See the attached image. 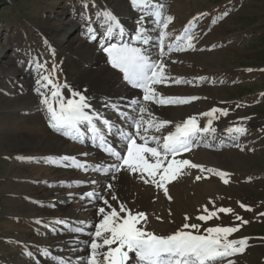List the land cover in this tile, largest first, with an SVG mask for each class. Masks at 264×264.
<instances>
[{"label":"rangeland","instance_id":"obj_1","mask_svg":"<svg viewBox=\"0 0 264 264\" xmlns=\"http://www.w3.org/2000/svg\"><path fill=\"white\" fill-rule=\"evenodd\" d=\"M4 1L0 6V264H84L90 251L85 242L91 239L89 233L93 231L87 225L98 221L96 210L101 205L93 200L94 209L86 211L81 208L82 201H77L75 192L63 196L64 192L57 187L61 178L57 180L58 176L51 173L54 168L52 158L47 153L29 156L27 153L33 149L22 148L27 145L21 142L22 139L29 138L25 127L36 129L38 133L48 129L47 116L43 112L45 108L37 91L39 73L32 62H46L49 71L55 64L56 82L62 86L61 91L66 96L73 90H82L86 94L89 87L82 85L87 84L88 73L95 67L88 62L81 44L98 47L105 60L104 66L117 73L113 71L116 69L110 67L111 70L106 65V62L110 63L101 50V44L131 43L143 47L133 39L142 13L133 7L130 0H121V3L119 0ZM85 2L87 9L83 6ZM155 2L163 4L166 14L175 17L169 25L171 35L165 45L174 43L175 37L182 33L193 17L207 14L197 21L194 31L198 39L193 41L195 50L173 51L165 60L167 72L186 83L157 86L162 94L196 96L199 99L185 105L154 106L157 109H177L169 115V121L176 122L193 114L202 124L207 118L200 114L212 108L227 109V116L217 113L219 119L214 121L216 142L210 144L207 141L211 147L200 144L182 158L231 175L227 185L214 176L197 183H193L191 177H184L175 183L179 194L171 193L174 197L171 203L162 193L152 189V194L144 202L146 209L135 208L150 213V230L166 235L181 225L185 213L193 217L189 223H200L195 220L199 214L197 210L201 205H208L211 209L209 200L214 201L217 208L231 207L234 213L220 214V219H213L203 227L235 226L240 224L235 216L240 215L248 223L229 239L248 237L249 246L244 254L229 259L235 260L236 264H264V216L259 215L264 213V0ZM105 9L112 10L121 24L129 20L126 22L129 29L125 30L128 32L124 37H115L112 41L106 39L103 21L97 15ZM211 9L213 12L208 14ZM225 11L228 15L221 19ZM213 20H216L215 24ZM88 24L96 28L95 40L88 38ZM144 27L158 43L159 29L150 18ZM69 38L75 42L68 49ZM148 53L155 54L152 57L157 58L158 48ZM173 60L176 62L172 63ZM118 75L129 92L141 97L142 93L138 96L137 89L133 90ZM78 78L76 85L73 82ZM39 91L44 92V89ZM242 117L247 119L241 120ZM159 118L165 120L161 116ZM234 125L247 129L238 139L225 131ZM171 129L169 126L162 133L155 134L162 135ZM222 135H225L224 139ZM67 143L72 148L78 146L69 140ZM39 168L41 172H38ZM192 173L198 174V170L193 169ZM120 175L127 174L120 173L118 177ZM115 189L119 198L122 193L125 196L133 190L130 187L125 191ZM101 194L109 196L105 190ZM66 197L73 199L69 202ZM238 202L249 206L252 211H245ZM70 205L77 206L72 208ZM76 208L79 209L75 211ZM169 209L173 213L171 217L168 216ZM157 215L163 217V222L156 219ZM73 227H83L84 231H71ZM29 251L33 253L32 257L25 254ZM83 253V259L78 258ZM129 255L134 257V253ZM129 264H134V261Z\"/></svg>","mask_w":264,"mask_h":264},{"label":"snow or ice","instance_id":"obj_2","mask_svg":"<svg viewBox=\"0 0 264 264\" xmlns=\"http://www.w3.org/2000/svg\"><path fill=\"white\" fill-rule=\"evenodd\" d=\"M130 2L137 11L142 13L137 21L138 28L134 41L144 46L149 44L151 37L147 34L148 29L144 25L150 18L159 29V42L157 58L150 56L146 47L133 46L131 43L101 44V50L107 55L111 67L123 73V78L130 86L139 89L142 93L140 99L131 102V105H138L133 108L135 115L122 111L118 105L110 102L105 105L111 107L119 118L128 124L127 130L117 127L102 113L93 110L88 103V97L82 92L73 90L66 96L61 91L62 86L56 82L57 66L55 64L49 71L46 62L39 60L32 62L39 73L36 81L37 91L41 97L40 103L44 105L48 114L49 127L73 139L90 136L96 147L117 161L107 167L95 166L96 171L102 172L108 179L104 190L109 193V196L94 192L86 193L88 198L99 201L101 206H98L96 210L98 221L94 225H87L93 228V231L89 233L91 239L85 242L90 251L84 264H129L130 261H134V264H217V262L236 264L235 260L229 258L244 254L249 246L250 238L233 240L229 237L238 232L248 221L236 214L235 220L240 221V224L235 226L203 227L213 219H220V214L234 213L231 207L217 208L215 202L209 200L211 209L208 205H201L197 210L199 214L195 216V220L200 223H189L193 217L185 213L183 222L178 228L166 235H161L148 228L151 222L150 213L137 210L134 206L130 207L115 194L113 181L120 173H126L157 193H162L169 203L174 199L170 186L184 177H191L192 182L197 183L214 176L227 185L231 175L227 171L206 167L192 162L189 158H182L184 154L193 151L201 143L205 147H211L207 140L202 138H214L216 132L213 126L214 121L218 120L219 116H227V109L212 108L200 114L207 118L206 123L201 125L196 115L177 123L160 119L148 107L149 104L185 105L199 99L196 96L162 94L157 90V86L186 83L167 72L165 60L170 52L195 50L193 41L198 39V34L194 30L200 16L207 14L201 13L200 16L193 17L185 25L182 33L175 37V42L165 45V41L171 35L168 31L169 25L173 23L175 17L166 14L164 5L156 3L155 0H130ZM83 6L85 9L88 8L86 2ZM97 15L103 21L107 40L112 41L115 37L122 38L125 35L124 26L111 11L105 9ZM227 15L228 12L225 11L220 18ZM212 23L215 24L216 20ZM95 33L96 29L88 24V38L95 40ZM175 62L172 61V63ZM63 87L66 88L67 85ZM40 89H44V92H40ZM169 126L172 130L167 133L155 134L162 133ZM225 131L229 136L238 139L246 133L247 129L242 125H234ZM109 136L120 138L124 142L123 149L118 151L108 139ZM61 160L70 161V164L65 166L87 170V165L74 157L64 156ZM193 169L198 170V174L193 175ZM89 183L96 184L97 181L92 180ZM113 201L116 203L113 204ZM238 204L245 211H252L249 206L239 202ZM172 215L169 209L168 216ZM259 215L264 216V213ZM156 219L163 222L161 216L157 215ZM71 231L82 233L84 228L73 227ZM130 253H134V257H131ZM25 254L29 257L33 256L30 251Z\"/></svg>","mask_w":264,"mask_h":264},{"label":"bare ground","instance_id":"obj_3","mask_svg":"<svg viewBox=\"0 0 264 264\" xmlns=\"http://www.w3.org/2000/svg\"><path fill=\"white\" fill-rule=\"evenodd\" d=\"M119 1L121 3V0ZM115 4L118 5L117 2H115ZM130 16L131 14L128 17L130 18ZM128 21L129 20H127L126 22ZM126 22L122 23L125 30L128 28ZM74 42L75 39L69 38L68 45L66 46V48L69 49L72 46H74L73 45ZM148 45L150 46L149 48L155 47L157 45L154 37H151ZM81 46L85 49L83 50L86 51L87 54L86 57L88 59V62L90 63V65L95 67V70L93 69L94 71L92 70L90 73H88L89 75L86 78L88 79L87 84L82 85V86L88 85L89 87L88 93L84 94L83 92V94L88 97V103L91 104L93 110L102 113L105 118L112 121V123L116 124L117 127H121L124 130H127L128 124L125 121L121 120L118 114L115 111H113L111 107H106L105 105L110 102L112 104L118 105L122 111L129 112L130 115H135L133 108L138 107V105H131V102L133 100L140 99V97H137L134 92H129L125 87V85L123 84V82L120 80L119 75L117 73L108 70L104 66L105 60L102 54L98 52V47L86 45L84 43L81 44ZM78 80L79 78L73 83L78 85L77 82ZM105 84H107V86L104 88L103 91H101L102 87ZM96 105L97 107H95ZM148 107L151 108L158 117L161 116L166 120L169 119L170 114L175 113V110L177 111V109L171 107L165 109L162 108L157 109L152 104H149ZM43 112L44 115L46 114L47 122H48V114L45 111V109ZM190 116H193V114L184 116L176 122L177 123L181 122ZM200 124L204 125L201 122ZM47 127L48 129L45 130L43 129V131L39 133L36 131V129L25 127L26 137L28 136L29 138H26L24 140L22 139L21 142L27 144L26 147H22V148L33 149L31 153H27V155L29 156L36 157L37 155L47 153V155L52 158V161H57V163H53L54 168L52 169L51 173H53L55 177L58 176L57 180L61 178L59 181L61 184L59 183V185L57 186L59 191L64 192L63 196L65 195L68 196L71 195L73 192H75L77 201L78 200L82 201L81 208L86 211L88 210L92 211L94 209L93 203L90 201V198L86 196V193L88 192L102 193L104 192V185L108 182V179L105 177L104 174H102V172L96 171L95 166L107 167L108 165L113 164L111 162V158H108L106 155L102 154L99 148L92 144L90 136H85L80 139H76L80 142V145H78L77 143L78 146L72 148L70 145H68L69 143L67 142L68 140L72 141L73 138L67 137L68 138L67 140L65 135L62 134L60 135L58 132L51 129L49 127V124ZM208 138L210 137H206L204 139L202 138V140H206V139L208 140ZM108 139L111 141V143L116 147L118 151L123 149L124 142L120 138L109 136ZM26 151L29 152L30 150H26ZM85 153H87V155H84ZM64 156L74 157L76 158L77 161L86 164L87 170L76 168L75 166H65V165H69L70 161L67 162L62 161L61 158ZM39 171L40 168L38 172ZM92 180H96L97 183L96 184L89 183ZM114 184H115V188L124 189L123 191H125L127 187L133 189L130 191V193L128 191L129 194L126 193L125 196H123V193L122 196L121 194H119L121 196L120 199L122 201L128 203L130 207L134 206L137 208L139 206L140 209L142 208L146 209L147 206L144 204V202L146 198L150 194H152V189L150 187L143 185L140 181L133 179L132 177H129L127 175H120L118 177V180L114 182ZM170 188H171V193H173V195L179 194L178 186L176 184L170 186ZM66 199L69 202H71V199L73 198L66 197ZM76 206L73 207V205H70V207L72 208H75ZM78 209L79 208H76L75 211ZM81 249L83 248L81 247ZM84 256H85L84 253L81 255L79 254L78 258L83 259Z\"/></svg>","mask_w":264,"mask_h":264},{"label":"trees","instance_id":"obj_4","mask_svg":"<svg viewBox=\"0 0 264 264\" xmlns=\"http://www.w3.org/2000/svg\"><path fill=\"white\" fill-rule=\"evenodd\" d=\"M5 3V1L4 0H0V6L2 5V3ZM6 5V4H5Z\"/></svg>","mask_w":264,"mask_h":264}]
</instances>
